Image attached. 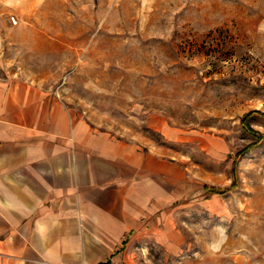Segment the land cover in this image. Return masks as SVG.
Listing matches in <instances>:
<instances>
[{
    "label": "rangeland",
    "instance_id": "374dc122",
    "mask_svg": "<svg viewBox=\"0 0 264 264\" xmlns=\"http://www.w3.org/2000/svg\"><path fill=\"white\" fill-rule=\"evenodd\" d=\"M0 80L179 165L128 261L264 264V0H0Z\"/></svg>",
    "mask_w": 264,
    "mask_h": 264
},
{
    "label": "crops",
    "instance_id": "0c3cea01",
    "mask_svg": "<svg viewBox=\"0 0 264 264\" xmlns=\"http://www.w3.org/2000/svg\"><path fill=\"white\" fill-rule=\"evenodd\" d=\"M183 177L39 87L0 80V264H138L129 243L166 217Z\"/></svg>",
    "mask_w": 264,
    "mask_h": 264
},
{
    "label": "trees",
    "instance_id": "16d2710c",
    "mask_svg": "<svg viewBox=\"0 0 264 264\" xmlns=\"http://www.w3.org/2000/svg\"><path fill=\"white\" fill-rule=\"evenodd\" d=\"M250 116V115H249ZM249 116H247V117H249ZM245 123H247V121L245 120L244 121V124ZM242 153V152H241ZM240 153V154H241ZM243 153H245V152H243ZM242 153V154H243ZM239 154V155H240ZM235 167V161L233 162V168ZM234 171V170H233ZM236 186V183L233 181L232 183H231V185L229 186V187H224V188H219V187H216V186H214V185H203V188L206 190V191H208V192H210V193H223V192H226V191H228L229 189H232V188H234ZM99 264H110V260L108 259V260H106V261H104V262H102V263H99Z\"/></svg>",
    "mask_w": 264,
    "mask_h": 264
},
{
    "label": "clouds",
    "instance_id": "9594fccd",
    "mask_svg": "<svg viewBox=\"0 0 264 264\" xmlns=\"http://www.w3.org/2000/svg\"><path fill=\"white\" fill-rule=\"evenodd\" d=\"M217 229L219 230V239H217L216 241H214L211 245H210V249L211 251H219L222 244L224 243V240L226 239V230L223 229L221 226L217 225L216 226Z\"/></svg>",
    "mask_w": 264,
    "mask_h": 264
}]
</instances>
